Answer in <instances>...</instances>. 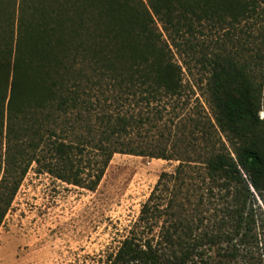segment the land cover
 Returning a JSON list of instances; mask_svg holds the SVG:
<instances>
[{"label": "trees", "instance_id": "1", "mask_svg": "<svg viewBox=\"0 0 264 264\" xmlns=\"http://www.w3.org/2000/svg\"><path fill=\"white\" fill-rule=\"evenodd\" d=\"M262 3L0 0V225L31 163L93 190L114 153L145 155L124 140L135 121L109 112L107 99L131 96L149 105L179 95L183 71L172 48L196 52L197 25H233ZM197 61L209 72L205 91L216 124L239 139L235 157L208 150L202 159L208 196L222 201L221 216L202 229L193 225L166 183L184 171L179 163L159 175L140 215L155 224L177 205L174 218L156 241L125 237L108 264H264V210L256 199L264 206V133L257 132L256 88L247 64L228 50L201 53ZM147 155L170 158L165 151Z\"/></svg>", "mask_w": 264, "mask_h": 264}, {"label": "rangeland", "instance_id": "2", "mask_svg": "<svg viewBox=\"0 0 264 264\" xmlns=\"http://www.w3.org/2000/svg\"><path fill=\"white\" fill-rule=\"evenodd\" d=\"M194 35L193 42H199L196 52L172 48L183 71L179 95L149 105L131 96L118 102L107 99L109 112L119 111L135 121L124 140L145 155L114 153L93 190L37 172L30 164L0 225V264H108L131 234L158 240L161 226L174 218L170 212L180 208L168 206L152 224L140 219L141 207L159 175L173 173L179 163L184 169L179 178L166 180L178 205L192 215L199 229L212 223L213 216L219 219L222 201L208 196L202 159L208 150H224L235 157L239 139L216 124L205 91L209 72L197 56H210L220 48L247 64L259 100L257 132L263 134L264 4L230 26L197 25ZM160 151L170 158L147 155ZM256 199L264 210L263 200Z\"/></svg>", "mask_w": 264, "mask_h": 264}]
</instances>
